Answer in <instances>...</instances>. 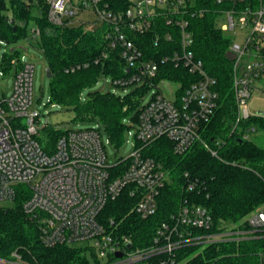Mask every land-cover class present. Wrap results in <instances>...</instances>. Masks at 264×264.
Wrapping results in <instances>:
<instances>
[{"label": "built area", "instance_id": "obj_1", "mask_svg": "<svg viewBox=\"0 0 264 264\" xmlns=\"http://www.w3.org/2000/svg\"><path fill=\"white\" fill-rule=\"evenodd\" d=\"M47 2L48 20L55 26H84L95 30L107 25L106 51L102 57L106 59L117 51L128 70V77L111 78L114 86L125 89L146 83L153 88L167 82L175 86L173 98L169 100L157 90L141 109L134 150L127 159L109 163L106 146L110 140H103L104 134L98 126L68 131L58 138L53 150L47 151L39 138L50 127L45 125L39 132L41 114L33 107L35 65L25 60L24 55L4 50V71H0V78L12 75L13 86L7 96L0 84V206L11 205L19 188L27 187L29 197L23 211L37 225L43 246L88 243L97 256L109 258L107 264H180L177 252L188 244L205 247L219 242H240L264 233V206L238 225L210 234L207 231L213 226L211 212L185 201L178 213L161 225L153 246L133 249L129 238L114 233V221L102 218L107 205L127 191L137 196L134 212L141 219L155 215L158 198L170 180V173L162 163L149 157L146 150L156 141L168 139L177 154H185L196 142H203L201 125L209 123L216 114L217 81L207 73L193 49L190 18L204 13L194 8L196 0H128L126 12L113 11L105 0ZM215 4L219 8V22H227L221 30L230 32L231 39L229 54L237 107L232 132L243 141H251L261 131L256 124L247 123L264 117L259 112L252 113L249 107L255 93L264 96V0H215ZM160 17L172 30L156 34L155 45L177 44L178 48L168 46L170 53L161 57L147 56L130 34H147L156 27ZM39 35L36 28L31 40L24 42L32 44ZM2 45L9 46L1 40L0 49ZM168 65L183 68L195 77L192 81L195 83L183 94H180L181 85L175 83L182 81L168 75L165 69ZM87 66L74 65L66 72L73 73ZM203 145L218 157L214 148L205 142ZM195 187L194 182L188 181L189 190ZM117 252L124 253L123 257L117 258ZM0 264L37 263L27 261L14 251L8 257H0ZM260 264H264V255Z\"/></svg>", "mask_w": 264, "mask_h": 264}, {"label": "trees", "instance_id": "obj_2", "mask_svg": "<svg viewBox=\"0 0 264 264\" xmlns=\"http://www.w3.org/2000/svg\"><path fill=\"white\" fill-rule=\"evenodd\" d=\"M105 1L115 12H126L129 8L128 0ZM194 8L204 13L190 18V31L195 42L193 49L207 73L216 79L218 93L216 114L209 123L201 125L200 134L201 140L214 148L218 157L213 156L201 141L182 155L174 151L173 143L168 139H160L146 150L149 157L162 163L170 173V182L158 198L156 214L141 219L134 212L137 196L128 191L110 202L102 214L105 221H114V233L118 237L131 240L133 249L153 246L161 225L169 222L185 201L206 207L211 212L213 226L207 231L210 234L220 228L238 225L264 206V148L253 140L243 141L232 132L237 107L229 54L231 39L219 28V8L215 0H196ZM48 11L47 0H0V40L9 45L31 40L27 27L30 23L36 25L40 35L34 43L43 52L52 74L51 103L73 111L81 122H97L110 144L121 146L127 129L125 121L129 118L138 121L141 99L152 87L146 83L136 85L125 95L96 91L89 93L83 102V92L96 84L101 75L112 79L128 77L127 66L117 51L111 52L106 59L102 57L106 51L104 34L107 25L95 30H86L84 26L58 27L48 20ZM171 30L160 17L156 27L147 34H130V37L147 56L161 57L170 53L169 47L178 46L165 43L156 46L155 35ZM80 64L88 66L73 73L66 72L71 66ZM165 69L173 79L182 81L175 82L181 85L180 94L195 83L192 82L195 77L183 68L168 65ZM247 124H256L264 134L263 116L253 118ZM47 129L49 131L44 138H39V143L50 151L58 138L68 131ZM217 142L222 145L217 146ZM188 181L196 184L194 190L188 189ZM28 197L27 187H20L12 205L0 206V257L18 251L27 261L37 264H91L88 249L92 255L95 253L89 247L47 248L41 244L37 225L23 211ZM262 255L264 233L240 242H219L205 247L188 244L177 252V262L260 264Z\"/></svg>", "mask_w": 264, "mask_h": 264}, {"label": "rangeland", "instance_id": "obj_3", "mask_svg": "<svg viewBox=\"0 0 264 264\" xmlns=\"http://www.w3.org/2000/svg\"><path fill=\"white\" fill-rule=\"evenodd\" d=\"M94 17V16H92ZM226 21L220 22L219 28H221ZM36 25L30 23L27 27V31L32 35V31L36 29ZM86 30H89L85 27ZM225 36H230V32L223 31ZM1 42V40H0ZM241 42V39L238 40ZM14 46H16V51H14ZM4 50L13 51L12 54L24 55L25 60L30 61L35 65V74H34V82H33V107L36 108L40 114L41 119L38 125L39 132L41 133L43 127L47 125L50 128H54L57 131H81L86 130L92 127H96L99 124L97 122H81L77 115L73 111H69L64 107L59 106L58 104L51 103V84L50 79L46 75V69L48 64L44 57L43 52L36 46L34 42L32 44L25 43L24 41L20 42L16 45H7L1 46L0 49V71H4L2 67V56L4 54ZM12 57V56H11ZM10 57V58H11ZM0 84L4 92L7 96H10L11 89L13 86V77L12 75H7L5 78H0ZM172 86V87H171ZM136 85L128 86L123 89L121 87H116L113 85L112 79L109 77H104L101 75L96 84L85 90L82 94V101L86 102L88 99L89 93L92 92H102V93H115L117 95H125L126 93L131 92ZM174 85H171L167 82H162L158 85V87H153L150 90H147L144 96L141 99L139 104L140 109L146 106L153 95L157 92V90L161 91L167 99L173 98V89ZM249 107L252 113L256 112H264V96L260 93H255L251 101L249 102ZM86 118V117H83ZM126 133L124 135V143L117 147L112 144H108L106 146V152L108 155V161L110 164H115L120 160L127 159L131 152L134 150L133 142L135 140V132H136V122L134 118H129L125 121ZM49 129H45L42 133L43 138L48 132ZM104 131V130H103ZM104 133V132H103ZM103 140H107L106 134H104ZM253 142L257 145L264 148V134L259 133L253 136ZM170 182V180H169ZM12 205V204H11ZM4 206H10V204H4ZM88 243L79 244L78 246L89 247ZM87 256L91 261V264H107L109 258L99 257L96 254L92 255L91 250L88 249Z\"/></svg>", "mask_w": 264, "mask_h": 264}, {"label": "water", "instance_id": "obj_4", "mask_svg": "<svg viewBox=\"0 0 264 264\" xmlns=\"http://www.w3.org/2000/svg\"><path fill=\"white\" fill-rule=\"evenodd\" d=\"M46 75H47V77H48L49 79L52 77V74H51V70H50V68H47V69H46ZM259 114L264 115V112H259ZM128 247L130 248L131 245H128ZM123 255H124V253H122V252H117V253H116V257H117V258H122Z\"/></svg>", "mask_w": 264, "mask_h": 264}]
</instances>
